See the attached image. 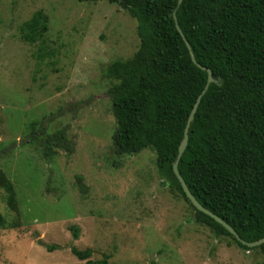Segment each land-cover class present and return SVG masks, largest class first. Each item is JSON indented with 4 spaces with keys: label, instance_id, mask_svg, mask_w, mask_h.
Listing matches in <instances>:
<instances>
[{
    "label": "rangeland",
    "instance_id": "rangeland-1",
    "mask_svg": "<svg viewBox=\"0 0 264 264\" xmlns=\"http://www.w3.org/2000/svg\"><path fill=\"white\" fill-rule=\"evenodd\" d=\"M38 9L48 15L43 57L40 45L18 32ZM138 42L135 19L107 0H0V167L17 203V212L8 210L0 189V214L17 223L0 227V264H82L70 246L90 247L93 259L108 253L112 264L264 259L197 223L161 183L154 152L114 153L103 69L130 56ZM37 118L50 131L67 125L73 151L48 160L23 143L25 123ZM40 242L58 247L48 251Z\"/></svg>",
    "mask_w": 264,
    "mask_h": 264
},
{
    "label": "trees",
    "instance_id": "trees-1",
    "mask_svg": "<svg viewBox=\"0 0 264 264\" xmlns=\"http://www.w3.org/2000/svg\"><path fill=\"white\" fill-rule=\"evenodd\" d=\"M107 1L135 19L139 40L130 56L113 59L103 69L115 124L114 153L121 157L146 149L154 152L161 183L188 204L197 223L217 238L228 237V244L258 249L264 255V242L248 247L196 209L172 170L189 112L209 69L219 83H209L199 100L178 171L197 201L242 239L264 236V0H182L178 6L177 0ZM173 11L195 61L205 69L191 60ZM47 30L48 15L42 9L18 26L22 41L40 45V57L46 54L42 45ZM44 124L41 118L26 122L23 143L36 147L48 160L59 151L71 153L74 145L67 125L50 131ZM0 189L7 209L17 212L14 183L1 167ZM15 222L0 214V227H15ZM68 229L78 238L75 224ZM41 244L48 251L58 247ZM70 251L82 264H112L105 252L93 259L90 247L70 246Z\"/></svg>",
    "mask_w": 264,
    "mask_h": 264
},
{
    "label": "water",
    "instance_id": "water-1",
    "mask_svg": "<svg viewBox=\"0 0 264 264\" xmlns=\"http://www.w3.org/2000/svg\"><path fill=\"white\" fill-rule=\"evenodd\" d=\"M182 2V0H177V6ZM173 19H174V22H175V27L177 29V31L180 33L182 39L184 40L188 50H189V54H190V57H191V60L193 62L196 63L197 66H199L200 68L202 69H205L204 66L200 65L199 63H197L195 61V58H194V55L192 53V50H191V47L188 43V41L186 40V38L184 37L178 23H177V20H176V15H175V12L173 11ZM207 71V79H206V83L202 89V91L198 94V96L196 97V100L189 112V115H188V118H187V121H186V124H185V127H184V130H183V136H182V139L178 145V152H177V155H176V158L175 160L173 161V164H172V170L176 176V178L178 179L185 195L187 196V198L190 200V202L192 203V205L198 209L199 211H202L204 212L205 214L209 215L210 217L214 218L218 223H220L225 229H227L240 243L248 246V247H253V246H258L260 244H262L264 242V236L259 238V239H256L254 241H245L244 239H242L237 233L236 231L228 224L226 223L222 218H220L219 216H217L216 214H214L213 212H211L210 210H208L207 208H205L201 203H199L197 201V199L193 196V194L189 191L184 179L182 178V176L180 175L179 171H178V167H177V164H178V161H179V158L182 154V152L184 151L185 147H186V144H187V139H188V128H189V124L190 122L192 121L193 119V116H194V113L196 111V108H197V105L199 103V100L202 96V94L206 91L209 83L211 82H215V83H219V80H216L215 78H213L212 74H211V71L209 69H206Z\"/></svg>",
    "mask_w": 264,
    "mask_h": 264
}]
</instances>
